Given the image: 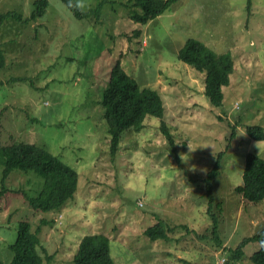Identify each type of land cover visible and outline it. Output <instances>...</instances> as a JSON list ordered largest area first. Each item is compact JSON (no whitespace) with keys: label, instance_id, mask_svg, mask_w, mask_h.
<instances>
[{"label":"rangeland","instance_id":"rangeland-1","mask_svg":"<svg viewBox=\"0 0 264 264\" xmlns=\"http://www.w3.org/2000/svg\"><path fill=\"white\" fill-rule=\"evenodd\" d=\"M35 1L0 0V14L18 16L0 25V144L44 148L76 172L77 189L61 210L34 211L23 194L37 196L43 179L15 169L3 186L0 166V264L12 258L18 224L27 221L35 230L44 219L43 264H73L79 242L93 234L109 239L114 264H230L228 253L264 226V200L245 203L234 191L242 185L245 156L264 159V140L246 132L264 129V0H180L143 25L131 20L140 10L130 0H109L98 17L84 19L60 0H47L44 14L31 21ZM73 1L86 12L102 0ZM187 39L231 54L221 107L205 97L204 74L178 60ZM117 60L161 96L174 153L160 121L147 117L139 134L122 133L111 156L101 101ZM187 145L193 151L181 162ZM220 152L211 184L215 239L204 179ZM158 221L166 223L170 241L145 235ZM258 248L249 242L234 264H252Z\"/></svg>","mask_w":264,"mask_h":264},{"label":"trees","instance_id":"trees-1","mask_svg":"<svg viewBox=\"0 0 264 264\" xmlns=\"http://www.w3.org/2000/svg\"><path fill=\"white\" fill-rule=\"evenodd\" d=\"M60 1L77 19L98 17L103 5L109 2V0H102L94 10L83 12L75 6L73 0ZM179 1L130 0L132 6L140 10V12L132 11L131 20L141 25L147 24L168 11ZM34 6L35 10L30 16L31 21L44 14L47 0H36ZM8 17L18 18L13 13L0 14V25ZM177 58L196 72L204 74L205 97L212 106L221 107L222 88L229 84V77L233 72L231 54H216L202 42L187 39L178 50ZM4 65L5 56L0 47V70ZM101 104L104 108L103 117L109 137L111 156L117 153L123 137L122 133L139 134L144 129V121L147 117H154L160 121V131L166 138L171 152H175L174 139L164 122V106L161 96L155 90L140 86L128 76L121 67L119 60L110 70L107 86L102 92ZM246 132L254 140H264V129L260 126L247 127ZM223 154V152L218 154L217 162L204 179L209 203L208 214L214 221L211 232L215 239H217L218 220L217 216L211 213V207L215 200L211 184L219 172L220 157ZM0 166L3 167V186L9 174L15 169L23 172L34 171L43 179V187L37 196L28 198L21 193L34 211H59L67 203L75 200L74 194L78 180L76 172L42 147L25 143L8 146L0 144ZM234 191L245 203L258 204L264 200V159L251 153L245 156L242 185L234 188ZM46 224H49V221L41 220L35 230L27 221L18 224L16 240L10 246L12 258L8 264H43L39 249H42L45 254L46 252L40 244L38 235L41 226ZM181 228L188 231L185 226ZM145 235L152 242L171 240L167 233L166 223L163 221H158L157 224L148 228ZM251 241L259 244L258 250L250 258L252 264H264V245L261 243L264 241V226L251 238L243 239L235 249L228 253L230 264L242 260L243 247ZM50 258V255L46 257V259ZM72 262L73 264H114L110 254L109 239L103 234L84 236L78 244ZM182 263L188 264L189 262L182 260ZM225 264H229V262Z\"/></svg>","mask_w":264,"mask_h":264},{"label":"clouds","instance_id":"clouds-1","mask_svg":"<svg viewBox=\"0 0 264 264\" xmlns=\"http://www.w3.org/2000/svg\"><path fill=\"white\" fill-rule=\"evenodd\" d=\"M70 7L72 6L71 4L69 5ZM77 8H81L83 7V5L81 3H77L75 5ZM176 145H181L179 141L176 142ZM188 149H189V154H184V153H180L179 154V157H180V160L181 162H186L187 160L190 159V153L193 151L191 149V147L189 145H187ZM196 169V166L195 165H192V170L194 171ZM262 245H264V241L261 242Z\"/></svg>","mask_w":264,"mask_h":264}]
</instances>
